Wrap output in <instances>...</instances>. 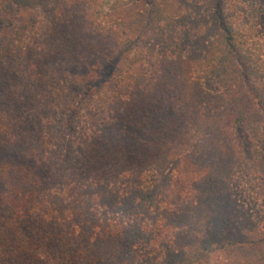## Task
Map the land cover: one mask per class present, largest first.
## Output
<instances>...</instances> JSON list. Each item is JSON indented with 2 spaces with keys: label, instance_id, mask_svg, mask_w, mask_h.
<instances>
[{
  "label": "trees",
  "instance_id": "1",
  "mask_svg": "<svg viewBox=\"0 0 264 264\" xmlns=\"http://www.w3.org/2000/svg\"><path fill=\"white\" fill-rule=\"evenodd\" d=\"M2 19L0 264H264V0Z\"/></svg>",
  "mask_w": 264,
  "mask_h": 264
},
{
  "label": "rangeland",
  "instance_id": "2",
  "mask_svg": "<svg viewBox=\"0 0 264 264\" xmlns=\"http://www.w3.org/2000/svg\"><path fill=\"white\" fill-rule=\"evenodd\" d=\"M116 0H103V10H107L108 8H110L113 4H114V2H115ZM119 1H121V2H127L128 0H119ZM4 23V25H6L7 24V21L6 20H0V23ZM260 171L262 172V173H264L263 171H264V164H262L261 166H260Z\"/></svg>",
  "mask_w": 264,
  "mask_h": 264
}]
</instances>
